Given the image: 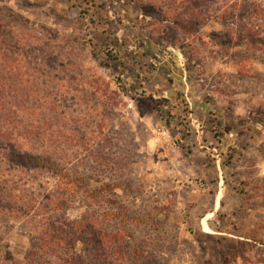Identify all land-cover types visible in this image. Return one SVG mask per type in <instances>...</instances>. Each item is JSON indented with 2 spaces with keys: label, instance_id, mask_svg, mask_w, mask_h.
Masks as SVG:
<instances>
[{
  "label": "rangeland",
  "instance_id": "rangeland-1",
  "mask_svg": "<svg viewBox=\"0 0 264 264\" xmlns=\"http://www.w3.org/2000/svg\"><path fill=\"white\" fill-rule=\"evenodd\" d=\"M180 1L0 0L24 142L85 180L64 211L29 174L0 264H26L43 219L81 218L123 239L115 264H264V0Z\"/></svg>",
  "mask_w": 264,
  "mask_h": 264
},
{
  "label": "trees",
  "instance_id": "trees-1",
  "mask_svg": "<svg viewBox=\"0 0 264 264\" xmlns=\"http://www.w3.org/2000/svg\"><path fill=\"white\" fill-rule=\"evenodd\" d=\"M200 1L181 0L179 15L182 17L188 12L190 3ZM17 76V29L0 17V215H16L30 207L31 201L24 193L29 183L28 175L33 173L50 174L59 182L64 192L54 204L65 211L81 193L85 180L73 179L45 151L40 152L39 147H30L24 142L36 134L39 127L34 123L24 125L18 119ZM26 95L28 97V92ZM40 133L43 134L44 130L41 129ZM46 198L52 202L49 195ZM35 234L34 244L25 258L26 264L125 262L123 239L109 232L99 218L43 219Z\"/></svg>",
  "mask_w": 264,
  "mask_h": 264
}]
</instances>
